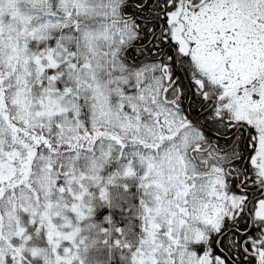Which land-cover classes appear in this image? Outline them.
Returning <instances> with one entry per match:
<instances>
[{
    "label": "snow or ice",
    "instance_id": "obj_1",
    "mask_svg": "<svg viewBox=\"0 0 264 264\" xmlns=\"http://www.w3.org/2000/svg\"><path fill=\"white\" fill-rule=\"evenodd\" d=\"M0 264H264V0H0Z\"/></svg>",
    "mask_w": 264,
    "mask_h": 264
}]
</instances>
